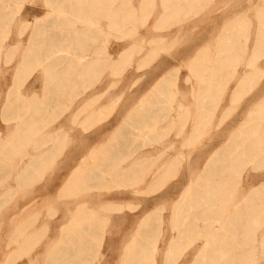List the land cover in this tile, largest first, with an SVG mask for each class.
<instances>
[{"label":"bare ground","instance_id":"bare-ground-1","mask_svg":"<svg viewBox=\"0 0 264 264\" xmlns=\"http://www.w3.org/2000/svg\"><path fill=\"white\" fill-rule=\"evenodd\" d=\"M16 1L17 0H0V60L3 55L2 53L5 49L4 39H2L3 30H4L3 28L6 25H9L13 21L16 11L17 14L20 11L19 7L18 9H16V11L15 8L13 7ZM46 1H47L46 8L43 11V13H41V15L32 16L34 23V24L32 23L33 24L32 26L35 25V28L32 27V29L34 28L33 29L34 31L31 32L32 35L31 34L29 35L31 37H28L30 40H28L26 43V45L28 44L27 45L28 47H26L25 50L26 54L23 57L21 56L22 58L15 65V70L17 75L23 74L24 71L27 69V67L33 64L35 65V67L41 68V71L43 70L45 75L62 74L66 72L70 74L90 75L95 72H103V70L109 66H111L112 68L120 64L125 59L128 53L127 50L119 54L111 50H106L105 51L106 53L104 52L105 54H103L99 49V47L95 46L96 44L92 45L91 43H89L90 40L88 41V38L93 37L95 33L100 32V30L104 26L102 24L103 22L102 20H104L105 18L108 19L109 24H113L115 22L118 23L123 21H130L131 18L134 19L135 17H137L136 16L137 9L133 8L135 0H126L125 7H124V3H119L116 5L115 2H111L109 6L108 4L106 6H97L98 2L100 1L103 2V0H46ZM148 1L149 0H139L138 3L140 9L143 8V6ZM160 1H161V5L164 6V10H163L164 13L162 11L163 15H161L160 18H164L165 16H167L171 10H174V8L178 9L179 6H183V5L185 6L186 4L192 2V0H175V2H172L174 0H160ZM92 5L94 6V8H91ZM96 12L98 13V16H96ZM72 14L75 15L76 17H79L80 19L79 20L80 22H78L79 24L71 17ZM245 18L246 17H244L242 23H244L246 19H247L246 23H249L248 18L246 19ZM29 21H30L29 19H25V24L23 23L25 27L29 25L28 24ZM235 21L232 24H230L229 33L227 34L223 33L225 36L217 42L216 49L214 50V52L212 51V49L205 47L208 49L204 50L205 48H203L204 51L200 50L199 53L196 52L197 54L195 55V57H192L193 59H191V61L189 60L190 62L188 63L192 71V74L197 79V85L200 86L199 87L200 89L196 94V98L193 104L184 105L182 103L179 104L177 103V105H175L174 97H176V95L175 93H174L175 96L172 97L171 95L173 93L172 86L174 88L176 84V80L174 78V72L173 73L171 71L163 72L160 75H157V78L154 80V82L150 84L149 90L145 92V94L142 95V97L139 98L138 101H136L137 103L132 105L125 112V115H123L118 120V123L116 124L112 132L109 135L105 134L107 137L103 138V136L105 135L102 134L101 137L102 139L98 144L87 147V149L84 148L85 150L82 148L83 146H81L80 148L76 147L74 149L75 152H78L79 149H83V151L81 152L79 151L80 154L78 156V160L75 161L76 163L74 164V167L68 173L67 178L63 183V186H61L62 189L60 190V193L61 192L63 193V191L66 190L67 191L74 190V193L76 194L75 196H72L73 198L71 200H66L65 202H63L64 206L62 207L63 208L62 215L58 219V221H63V223L60 224L58 222L59 231H60L58 240L56 242V245H54V247L52 246L53 248L47 254V257L44 261L45 264H79V263L84 264L85 262L86 264L90 263V261L92 260L90 256V254L92 253L91 250L93 249V245L96 244L95 243V235L97 233L96 231L98 230V228L103 227L106 224L103 223L109 218V215L111 216L110 213L108 216H106V214L103 215V213L101 214L100 212L95 211L93 209V205L97 202L95 200H98L99 202V199L102 197L103 198L102 201H104V203H102L100 206H102V208L106 210L108 209V210H113L114 213L116 212V218L120 221V219H124V218L126 219V217L122 215L123 213H121V211H123V208L124 207L126 208V206L122 203H116L115 200L117 193L119 192L136 193L137 185H139V183L141 184L142 182L147 183L148 181L149 182L154 181V183L151 182L152 185L151 187H149L151 189H154L153 186L155 185V183L159 180V178L162 179V177L158 178L159 175H162L163 177H165V175L167 174L170 175L169 165H172L174 161L171 160L172 157L170 156V154L169 157H166V159L163 160L162 162L165 165L168 164L167 167L163 165L156 167L155 163L157 162L156 161L152 162L149 159L154 153L157 152L163 155V153L167 149L166 147L168 146L169 148V144L163 146L162 148H158L157 146H154L149 150H145V152L142 154L141 152L127 153L125 151V148L128 145L135 143L136 140H139V138L141 137L144 139L146 135H147L146 138L148 137L149 143L152 144L153 140H155L156 133L162 127L161 126L162 124L160 125V123L164 120H168V118L171 115L172 117L169 119V122H173L174 120L177 121V119L179 118V120L183 123L182 124L183 127L187 126V124L190 122V121L188 122L187 115L190 113L189 111L190 108H192V106H194L195 108L196 120L193 125L194 126L193 130L192 129L191 130L193 132L194 131L199 132L201 128L203 127L205 128L206 125L210 124L211 119L214 116V113L225 94L226 88L229 86L230 82L233 81V79H235V84L233 88L234 90L230 94L231 100H238L240 98L241 91H243L244 89H250L254 85L256 81L254 82L255 79L253 76L255 72H257L259 69L258 68L256 70L255 68L258 67L257 66L258 60L262 55V53L264 52V44L260 45V38L264 39V31H263L264 26L262 28V31H260L258 35L259 40L254 46L255 49L251 53V57L249 58V61L244 63L243 61L241 62L242 64L246 63L245 64L246 66H251L256 71L252 73L251 70L249 71L247 68H244L240 72L237 70L236 65L239 61H241L240 59L244 60L242 57H244V55L247 54V51L249 49L246 47L247 46L246 42L243 43L240 41L239 38L240 36H242L241 35L242 32L238 31ZM68 25H72L70 28L71 30L61 31L59 33L60 34L59 36L61 38L58 39L56 43L61 44L63 42H67L68 44H70V46L71 44H73L76 48L79 49L78 53H72L71 51L66 49L65 53H57V54L55 53L51 57L43 58V56L41 55L42 49L40 44H42L41 42H43L44 38L43 37L41 38V32H43L47 28L48 30H50L53 27L60 30V28L63 29ZM24 30L22 29V32L19 33L20 36H22ZM19 31H21V29ZM50 36L57 37L55 34L53 35L49 34L48 37ZM68 36L73 37L71 41H66L67 40L66 37ZM4 38L7 39L6 37ZM255 40L254 42H256ZM17 46L19 45L17 44ZM103 46L106 47V44H104ZM9 48L11 49V46ZM251 51L252 50H250V52ZM7 52H5V56ZM23 52L24 51H22V53ZM10 54L11 53H8L7 55ZM115 54H117L116 57H114ZM10 60L11 57L7 58L5 62L8 63ZM226 67H232V70L230 73H228L230 77H228V79H226L225 81L223 80L224 77L221 78L222 76L221 77L219 76L222 74L221 71H223V69ZM70 80H72V78H70ZM188 80L189 79H187L186 81L188 82ZM257 83H259V80ZM127 87L128 86H126V88ZM98 89H100V87ZM78 90L80 91V89ZM18 92H20V90ZM18 92L16 96H13L12 92L9 91L6 97V101H4L5 102L4 109H6L9 112H13L15 117V123L12 129V133L11 134L8 133L7 137L8 135L10 136V138L8 137L9 139H14V138L25 139L28 137H31V139H33L32 137H36V136L40 137L38 141V145L36 146L37 151L35 152L34 155L31 156L28 163H26L30 167H39L42 163L46 161V159L49 157V155L52 153V151L55 148V145L51 144V142L49 144L48 141H51V139L56 138L54 137V135H57L56 139H61L62 137L60 136L59 138L58 134L60 135L66 134L67 130L65 127H67L66 126L67 123L72 118L75 120V122H77L79 116H84V119H86V117L88 119L91 118L90 120L91 122L90 121L88 122L92 123L93 121L92 117H95V114L98 113L97 111L100 110L99 109L96 111L94 106V104L96 103H93L94 100L101 99L96 94L98 93V91H94L96 93L93 94L92 93L84 94V92H81V95L84 97L79 102H77L76 104L74 103L75 105L73 104V102L72 103L69 102V105H67L61 111V115H63V117H61L62 118L61 121L59 120L60 123L56 126L54 124L55 127H52L51 129L44 130L43 120L46 114L44 110L45 107L49 104V102L53 100H61L65 98L69 99V97H71L75 92L73 90H67L63 87L51 88L48 87V85L44 88V91L43 93H41V95L38 93H34L29 99H27L28 97L26 99L25 97L24 98L21 97L22 95L18 94ZM95 94L97 95L95 97L96 99L95 98L93 99L92 96H94ZM102 94H105V92ZM105 95H103V98ZM172 98L174 99V104ZM176 98H178V96ZM109 102L110 103L108 104V106H110V104L113 103V101H109ZM254 108H251L252 110L247 112L246 117H244L243 121L237 126V128L234 129L232 132H230L228 138H226L227 140L224 143H222V145L220 144L221 147L219 149L217 148L218 150L216 151L215 150L213 152L211 151V154L204 161L202 168L200 169L196 178L192 179L187 184V186L184 187V189L178 195L177 199L174 201L175 203L173 204L175 205L171 209L172 210L171 214H169L170 235L168 234L169 237L165 239L166 240L164 242L165 246H163V248H160L159 246V241L164 240V235H163L164 229L161 228L162 227L161 218L157 219L155 217V213L156 211H158L157 210L158 208L155 207L154 210H145L144 214L139 218L138 224H136L137 227L135 226V231L137 230L136 233L134 232V235H132L133 238L122 249L120 261L118 260L119 262H121V264H157V257H158L157 255L159 253L162 254L163 264H231L233 262H238L239 264L243 260H245V262L253 261V264H258L259 262L260 264H264V191H263L264 182H262L260 186V179H259V182H255V184L249 185V187H247L245 190H241L238 188L239 183H241L242 178L244 177V172L247 171L245 170V167L247 165L250 166V171L251 170L254 172L260 171V155H263L260 154V147L262 146L260 145V135H261L260 124L262 123V122L260 123L261 121L260 103L257 104L256 107ZM76 118L78 119L76 120ZM84 119H82V121H85ZM13 120L11 122H13ZM179 120L177 121V124L178 122L181 124ZM94 121H96V118ZM78 123L77 125L79 126ZM86 123L83 124L86 125ZM89 123L87 125L90 126L95 122L92 124ZM73 124L76 125L75 123ZM174 124L175 123H173V125ZM82 126L83 125H81V127ZM172 127H175V125ZM172 127L170 129H172ZM205 129H203V131ZM169 132L168 134H170ZM188 134H192V133H188ZM203 134H201V136ZM78 138L79 137H77V139ZM5 140L6 139L3 140L4 141L3 143H5ZM262 140H263L262 147H264V137ZM84 141L86 140L84 139ZM183 142L184 141H182V143ZM84 145H86V143ZM42 146L45 147L47 146V147L41 148ZM5 148L6 147L3 148L4 150L0 151V166L3 165L2 164L4 161L3 156L7 155V152L2 154L4 151H6ZM62 150L63 149L61 148V151L59 152L61 153ZM84 151H86L87 153ZM179 152L182 153L181 151H178L177 153ZM186 152L188 153L189 151ZM167 153H169V151ZM159 158L163 159L164 157H159ZM173 159H175V157H173ZM183 161L184 159L182 158L179 161V163L182 164L184 163ZM144 164H146L147 172L149 170L148 173H150V175H148L147 173L148 177L147 176L144 177L146 173L144 175L139 174L141 172L143 173V169L145 168V167L143 168ZM160 167H164L162 168L164 171L161 170L163 172L162 174L160 173L157 176L158 178L157 179L156 174L159 171ZM173 170L176 169L173 168ZM93 180H97V182L93 183L92 182ZM111 181L116 182L118 186H123L125 189L116 192L114 191L112 196H106L105 193L93 194L95 189L92 190L93 193L90 194L92 187L101 186L100 183L105 185ZM253 182L254 181H251V183ZM98 189L99 188H97V190ZM156 190L157 189H155V191ZM74 193L71 194L74 195ZM0 195L2 194L0 193ZM69 195L70 194H68V196L66 197L69 198L70 197ZM94 198L95 200H93ZM37 201L39 200L38 197L36 196L33 197L32 200H30L26 204L22 203L24 207L23 209L20 208L21 211H25L27 210V208L30 207H35ZM12 206H14V204ZM16 206H18V204ZM98 206L99 205H97V207ZM25 212L27 213V211ZM8 213H6L7 215H4L7 216V218H8ZM2 215L3 214L1 213V216ZM34 216L36 217V215ZM34 216L32 215L31 221H33L32 219L35 218ZM160 216H162V214ZM36 218L38 219V217ZM132 219H135L134 215L129 217V219L127 218L128 221H131ZM254 221H257L259 224H255ZM8 222L9 220L7 221V223ZM34 223L35 222L33 221V224ZM19 225H17L19 228L18 230L16 228L15 231L16 234L17 231H19V229L24 224L22 223L21 227ZM30 225L33 226L31 223ZM30 225L29 227H31ZM23 227L22 229H24ZM46 228L45 230L48 231ZM26 230L27 229H25L24 231ZM259 230L261 231L260 241L257 239ZM13 234L14 233H12L10 236L12 237ZM20 234H22L23 236L24 233L21 232ZM34 234L35 233H33L30 238L34 239L35 238ZM161 234H162V238H160ZM250 236L252 237V240L247 239V237ZM30 238H26L25 240L19 242L18 246L15 242L16 239H12V240L10 239L7 242V244L15 242L16 246L18 247V248L16 247L17 252H19L20 250L25 249L29 245ZM110 241L112 242V240ZM100 242L98 247L101 248L100 245H102V242L101 243ZM241 244L242 245L245 244L244 248L242 247L235 248L234 246V245L241 246ZM249 244L254 246L253 251H257L256 246L260 244L261 247L260 258H256L255 256H249V257L247 256L249 249L246 247ZM4 246H7L5 245V242H4ZM99 249L97 250L99 251ZM117 250L115 251L117 252ZM10 251H12V249ZM12 252L13 253L10 255H12L13 258V254L14 252L16 253V251L13 250ZM186 252L187 254L185 256ZM189 253H192L190 254L191 257L187 258V255ZM10 255H8V257H10ZM9 261L11 263L13 262V260L11 261V259H9ZM118 261L116 260L115 263Z\"/></svg>","mask_w":264,"mask_h":264},{"label":"rangeland","instance_id":"rangeland-1","mask_svg":"<svg viewBox=\"0 0 264 264\" xmlns=\"http://www.w3.org/2000/svg\"><path fill=\"white\" fill-rule=\"evenodd\" d=\"M46 2V0H17L13 7L15 8V11L19 7V13L17 14L16 11L13 21L9 24L10 26L6 25V28H3L4 30L1 29L3 30L2 39H4L5 49L2 53L3 55L0 60V151L4 150L3 148L6 147V151H4L2 154L7 152V155H2L4 161L2 163L3 165L0 166V193L2 194L0 195V209H2L0 210V224L4 222L0 225V264H14V261L15 264H45L44 261L47 257V254L54 247V245H56V242L58 240V236L60 233L58 224L63 223V221H58V219L62 215V207L64 206L63 202H65L66 200H71L73 198L72 196H75L76 194L74 193V190H68L69 192L66 190L63 191V193H60V190L62 189L61 186H63V183L65 182L68 173L74 167V164L76 163L75 161L78 160L80 152L83 151L84 148L87 149V147L98 144L102 139V134L109 135L118 123V120L123 115H125V112L132 105L137 103L136 101H138L139 98H141L142 95L145 94V92L149 90L150 84L154 82V80L157 78V75H160L163 72H174L176 87L174 86L173 88L172 86L173 93L171 95L172 97L175 95L176 97L178 96V98L174 97L175 105H177V103H182L184 105L193 104L196 98V94L200 89V86L197 85V79L193 76L188 62H190L191 59H193L192 57H195V55L197 54L196 52L199 53L200 50L204 51L209 48L212 49V51L214 52V50L216 49L217 42L225 36L224 34L229 33L230 24H232L236 19L235 23L238 28V31L242 32V36H240L239 39L243 43L246 42V47L249 49L247 51V54L242 57L244 60L240 59L241 61L237 63L236 68L240 72L244 68H247L249 71L251 70L252 73H254L259 68L257 71L258 73L255 72L253 76L255 79L254 82L256 81L254 85L250 89H244L243 91H241L242 97L240 95V98L238 100H231L230 94L231 92H233L235 84V79H233V81L230 82L229 86L226 88L225 94L222 100L220 101L219 106L217 107L210 124L206 125L207 127L205 126L207 130L203 127L199 132L192 131L194 127V122L196 120L195 108L194 106H192L189 111L190 113L187 115L188 122H190L187 124V126H185L186 128L183 127V123L179 120V118L177 119V121L179 120L181 124L179 122L177 124L176 120H174L173 122H169V119L172 117L171 115L168 120H164L165 123L164 121H162L163 123H160V125L162 124V127L156 133L155 140H153L152 144L149 143L148 137L146 138V135L144 139L141 137L139 138V140H136L135 143L130 144L125 148V151L127 153L141 152L142 154L145 152V150H149L154 146L162 148L163 146L169 144V148H171L172 146L173 147L169 149L167 146L166 148L168 150L166 149V151L164 152L165 154L163 153L162 155L157 152L158 154L154 153L149 159L152 162H157L155 163L156 167H159L161 165L167 167L168 164L165 165L162 162L166 159V157H169V154L172 157L171 160H174L172 165H169V174L172 176L168 174L165 175V177L159 175L160 173L162 174V172L164 171L162 169L164 167L159 168V171L156 174V178L159 175L158 178L162 177V179L159 178V180L153 186L154 189L149 188L151 187L152 183H154V181H151L152 183L148 181L147 183H139V185H137L136 193H117L115 201L116 203H122L126 206V208L124 207L123 211H121V213H123L122 215L126 217V219H120L119 221L116 218V212L114 213L113 210H106L102 208V206H100L102 203H104V201H102V197L99 199V202L98 200H95V198L93 199L97 201L93 205V209L95 211L100 212L101 214L103 213V215L106 214V216H108L110 213L111 216L109 215V218L103 223L106 224L103 227L98 228V230L96 231V244L93 245V249L91 250L92 253L90 254L92 260L88 264H107V262L108 264H113L116 260L120 261L122 249L133 238L132 235H134V232L136 233L137 231H135V226L136 224H138L139 218L144 214L145 210H154L155 207L158 208H156L158 211H156L155 217L157 219L161 218V228L164 229V240L159 241L160 248H163V246H165V239L169 237L168 234L170 235L169 214H171V209L175 205L173 204L175 203L174 201L177 199L178 195L181 193L184 187L187 186V184L192 179L196 178L200 169L202 168L204 161L211 154V151L213 152L214 150H218L221 147L222 143L227 140L226 138H228L230 132L236 129L237 126L243 121L244 117H246L247 115V112L252 110L251 108L256 107V105L259 103L261 117L260 123L262 122L260 124V145L263 146L262 139L264 137V52L258 60V67L255 68L256 70H254V68H252L251 66H246V63L242 64L241 62L243 61L244 63L249 61L251 53L255 49L254 46L259 40L258 35L260 31H262V28L264 26V0H192L191 3L186 4L185 6H179L178 9L174 8V10H171L170 13L164 18H160L161 15H163L164 13V6L161 5L160 0H149L141 9L138 3L139 0H135L133 8L137 9V17H135L134 19L131 18L130 21L118 22L119 25L116 22L113 24H109L108 19L105 18L104 20H102L103 22L101 21L104 26L100 30V32L95 33L93 37L88 38V41L90 40L89 43H91L92 45L96 44L95 46H98L103 54L106 53V50H111L113 52H116L117 54L125 52L127 50L128 53L125 59L120 64L112 68L111 66H109L110 69L109 67H107L103 70V72H95L90 75L70 74L68 72L62 74L45 75L43 70L41 71V68L35 67V65L33 64L29 65L23 74L17 75L15 65L26 54L25 50L26 47H28V44L26 45V43L28 40H30L28 37H31L29 35L31 34V32L34 31L33 29L35 28V25L32 26L34 24L32 16L41 15V13H43L46 8ZM111 2H115L116 5L119 3H124V7L126 5V0H103V2H98L97 6H106L107 4L109 6ZM172 2H175V0ZM91 8H94V6L92 5ZM243 15L244 17L248 18L249 23H246V18L244 23H242L244 20ZM96 16H98L97 12ZM71 17L77 23L80 22L79 17H76L73 14ZM25 19L30 20L28 23L29 25L26 27L24 25ZM71 26L72 25H68L63 29L60 28V30L55 27L51 28L50 30H48L47 28L46 30L41 32V38H44L43 42H41L42 44H40L42 49L41 55L43 56V58L51 57L55 53H65L66 49H68L72 53H78L79 49L76 48L73 44H71L70 46V44H68L67 42H63L61 44L56 43V41L61 38L59 36V33L61 31L71 30ZM32 27L34 28L32 29ZM20 29L21 31H19ZM22 29L25 30L22 36H20L19 33L22 32ZM133 32L135 33V35ZM49 34H55L57 37H48ZM102 34L103 36H105L103 37ZM4 37H6L7 39H5ZM66 38V41H71L73 37L68 36ZM254 40L256 42H254ZM17 44L19 46H17ZM104 44H106V47L103 46ZM263 44L264 39L260 38V45ZM14 45H16L17 47ZM10 46L11 49L9 48ZM203 48L205 49L203 50ZM250 50L252 51L250 52ZM22 51L24 52L22 53ZM5 52H7V54H11H6L5 56ZM117 54H115L114 57H116ZM9 57H11V60L6 63L5 61ZM231 70L232 67L224 68L223 71H221L222 74L219 77H224L223 80L226 81V79L230 77L228 73H230ZM185 76L190 81L188 80L187 82ZM70 78H72L73 81L70 80ZM258 80L259 83H257ZM47 85L51 88L63 87L67 90H73L75 93H73V95L69 97V99L65 98L49 102V104L45 107L44 110L46 113L45 118L43 120L44 130L51 129L52 127H55L60 123L62 119L61 117H63V115H61V111L67 105H69V102H73V104L79 102L84 97L81 95V92H84V94H93L96 93L94 91H98V93L96 94L101 99L94 100L93 103L97 104H94L95 110L97 111L100 109L99 111L101 112L97 111L99 114L97 113L95 114V117H92L93 121L96 118V121H94L95 123L92 121V123L94 124L88 122L91 120L90 117V119L86 117V119H88L86 120L84 119V116H79V119L76 118V120L78 119L77 122H75V120L72 118L67 123V127H65L67 130V136L66 134H58L59 138L60 136L62 138L56 139L57 135H54V137L56 138H53L51 139V141H48L49 144L50 142L51 144H54L55 148L49 155V157L46 159V164L44 162L39 167H30L26 163H28L31 156L34 155L37 151L36 146L38 145L40 137H32L33 139H31V137L25 139H9L10 136L8 135V138L7 134L12 133V129L15 123V117L13 112H9L4 109V101H6V97L9 91L12 92L13 96H16L17 92L20 90L18 94H21L22 96H20L23 98L25 97V99L27 97V99H29L34 93H38L41 95ZM77 86L80 91L77 89ZM126 86L128 87L126 88ZM99 87L100 89H98ZM104 92L106 95L102 94ZM96 94L92 96L93 99L97 96ZM103 95H105L104 98ZM174 99L172 98L173 104ZM109 101H113V103H111L112 105L110 104V106H108V104L110 103ZM82 119H84L85 121H82ZM12 120L13 122H11ZM82 122H87L86 125L88 123L92 125H87L86 127V125ZM73 123H75L76 125L78 123L79 126H76ZM173 123H175V127H172L174 126ZM81 125L83 126L81 127ZM171 127L172 129H170ZM203 129H205V132L203 131ZM168 132L170 134H168ZM201 134L203 135L201 136ZM77 137L79 138L77 139ZM105 137L107 136H103V138ZM3 138L6 139L5 143H3ZM96 138H98L99 141ZM84 139L86 141H84ZM182 141L184 142L182 143ZM82 143H86V145ZM81 146H83V149H79L78 152L74 151L76 147L80 148ZM262 146L260 147V154H263L260 155V171L254 172L251 170V172L250 166L247 165L245 167V170L247 171L244 172V177L242 178L241 183H239L238 185L239 189L245 190L247 187H249V185L255 184V182H259V179L260 186L262 182H264V147ZM44 147L45 146H42L41 148ZM61 148L63 150L60 153L59 151H61ZM168 151L169 153H167ZM178 151H181L182 153H177ZM186 151L189 152L187 153ZM55 156L58 157L56 158ZM186 156L190 158H187ZM159 157L164 158L160 159ZM173 157H175V159H173ZM182 158L184 159V163L180 164L179 161ZM143 168V173L141 172L139 174L144 175L146 173L144 177H148L150 173H148L149 170L147 172L146 164L143 165ZM173 168L176 170H173ZM175 171L177 174L175 173ZM251 181L254 182L251 183ZM92 182L96 183L97 180H93ZM100 184L101 186L92 187L90 194H92V190L95 189L93 194L105 193L106 196H112L114 191L116 192L125 189L123 186H118L117 183L113 181L105 185L102 183ZM97 188L99 189L97 190ZM155 189L157 190L155 191ZM71 193H74V195H72ZM68 194H70L69 198L66 197L68 196ZM36 196L38 197L39 201H37L35 207L27 208V210H25L27 211V213L25 211H21V209H23L24 207L23 204H26L27 202L32 200L33 197ZM57 198H59L60 200ZM9 204L13 209L9 206ZM13 204L14 206H12ZM17 204L18 206H16ZM97 205L99 206L97 207ZM10 211H14L12 213L16 214L13 215ZM1 213L3 214L2 216ZM6 213H8V218L10 219H8L7 216H4L7 215ZM161 214L162 216H160ZM32 215H36V217H38L37 219L34 216L35 218L32 219L35 222L34 224L33 221H31ZM133 215L135 219L128 221L127 218L129 219V217ZM2 217L5 219H3ZM8 220L10 223H7ZM22 223L24 224V227L22 226ZM30 223L33 226H31ZM254 223L259 224L257 221H254ZM17 225H19L20 227L22 226L24 229H22L21 227L16 234V228L17 230L19 228ZM29 225L31 227H29ZM45 228L48 231H46ZM25 229L27 230L24 231ZM21 232H23L25 235L23 234L22 236V234H20ZM12 233H14L12 236L13 238L10 236ZM33 233L36 234H34V239L30 238ZM260 233L261 231L259 230L257 235V239L259 241ZM26 238H30L29 245L25 249L17 252L16 247L18 246L19 242L25 240ZM101 238L103 241L101 240ZM160 238H162V234L160 235ZM10 239H16L15 242L17 246L15 242L7 244ZM247 239L252 240V237H247ZM100 240L102 242V245H100L101 248L98 247ZM110 240H112V242ZM4 242L5 245H7L8 247L4 246ZM234 246L235 248H244L245 244H241V246ZM246 248L249 249V252L247 253L248 257H261L260 244L256 246L257 251H253L254 246L251 244H249ZM9 249H12V251H16V253L14 252L13 254V258L12 255H10L13 252ZM97 249H99V251ZM115 250H117L118 254ZM186 254L187 252L185 253V256ZM190 254L192 253H189V256L187 255V258L191 257ZM8 255H10L11 258L8 257ZM157 256V264H163L162 254L159 253ZM9 259H11V261L13 260V262L11 263ZM119 261L116 263L121 264V262ZM84 264H86V262ZM231 264H238V262H233ZM239 264H253V261L245 262V260H243ZM258 264H260V262Z\"/></svg>","mask_w":264,"mask_h":264}]
</instances>
